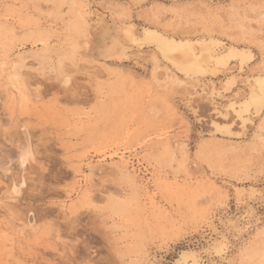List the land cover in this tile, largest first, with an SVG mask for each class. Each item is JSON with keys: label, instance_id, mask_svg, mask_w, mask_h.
<instances>
[{"label": "rangeland", "instance_id": "374dc122", "mask_svg": "<svg viewBox=\"0 0 264 264\" xmlns=\"http://www.w3.org/2000/svg\"><path fill=\"white\" fill-rule=\"evenodd\" d=\"M100 1L83 0L90 44L73 51L63 30L73 19L67 5L58 12L46 0H0V61L7 62L0 75V264H173L188 248L204 264H264L263 115L251 114L254 124L243 127L225 108L238 89L250 90L248 76L264 71V0ZM127 23L137 31L152 25L178 37L214 36L250 47L256 59L242 72L233 63L204 78L208 89L235 74L233 91L189 94L181 75L153 79L156 65L161 73L168 66L152 48H132L123 60L101 54L122 39ZM51 25L46 45L23 39ZM19 56L26 60L16 70L31 97L18 95L11 111L7 78ZM62 58L68 84L56 71ZM213 121L231 125L234 136L213 133ZM28 146L32 157L22 166L18 156ZM125 147L132 150L127 169L107 156ZM153 192L151 204L145 197ZM223 235L221 259L209 247ZM248 247L251 258L243 256Z\"/></svg>", "mask_w": 264, "mask_h": 264}, {"label": "bare ground", "instance_id": "6f19581e", "mask_svg": "<svg viewBox=\"0 0 264 264\" xmlns=\"http://www.w3.org/2000/svg\"><path fill=\"white\" fill-rule=\"evenodd\" d=\"M46 1L53 4V6L57 8L58 12H59V9L63 5H67L69 7V12L73 14V19L70 21H67L66 26L63 29L65 36L70 40L73 51H76L77 48L81 47L82 43L85 47H88L90 44V34H89V29L86 23V15H85V9L83 5V0H46ZM137 1L142 2L143 0H137ZM172 1L178 2L182 0H172ZM202 1H205V0H202ZM100 4L106 7L111 6V3L109 0H101ZM58 12L55 13L54 18L57 17ZM153 16H154V20L158 21L157 15H153ZM52 29L53 27L51 25V28H49L48 30H45V31H42L36 34L29 33L26 36H24L23 39L25 41H30L31 43L37 46L46 45L47 41L54 35V32L52 31ZM122 32L123 33H122L121 40H116L110 49H104L101 51V54L104 57L112 59V60H123L128 57V51L132 48H136L138 49V51L139 50L141 51L142 49H145V48H152L154 52V59L155 60L160 59L164 61L168 66L167 69L163 71V73H161V71L158 70L159 65H156L152 73L153 79L154 78L156 80L159 79L160 75L163 76L165 79L166 78L170 79V77L175 78V76L181 75L185 79V80L184 79L180 80L181 82L185 81V82L191 83L190 88H186L189 91V94L192 93L191 91H196L194 92V94L195 93L198 94L197 91L202 90V92L206 93L210 98H214L222 94H227L233 91L234 87L238 84L237 77L235 74H230V75H227V77H224L222 81L221 80L219 81L221 82L219 86L213 83L215 82V80L213 82L211 80L212 83L209 85L208 89H207L208 84L204 82V78L208 76L216 77V75H218L220 72H223L222 71L223 69L230 68V65L233 63H235L239 72H242L244 71L246 66H248L251 62H253L256 59L255 53L250 47L238 46L236 45V43L234 44L228 43L229 45H226L227 43L225 44V42L222 39L214 37V36L206 37V35L205 36L202 35L203 37H198V38L181 37V36L178 37L175 34L167 32V30H163L157 26H152V25H145L141 28L140 31H137L136 26L132 23H129V24L127 23L125 27L123 28ZM10 36L13 37V34ZM6 56L9 57V54H7ZM47 56H48V52H47V49H45V52L41 56V58L45 59ZM67 58L72 59L73 57L72 55H69L67 56ZM2 59H3V56H2ZM24 59L25 57L19 56L17 60L14 61V64L12 65L13 69H15L14 73L10 74L7 78L6 90L9 93L8 95L10 96L11 111L14 110L17 101H19V99L17 100L18 95L20 96L21 100H27L31 97V95L27 91L24 81L21 79L22 77H20L22 73L19 74V72L16 70L17 68L24 66L25 64ZM65 63L66 62H64L63 58L60 59L57 63L56 71L59 77L61 78V79L59 78L61 83L68 84V82L70 81L71 73H70V70L66 67ZM235 65H232V66H235ZM5 66H7V62L1 60L0 61V75L2 71H5L6 69ZM252 69H257V68L254 67ZM248 77L249 78H248L247 84L250 90L246 88L245 92L243 91L241 92V90L238 89L240 93L235 92V95L237 96L235 98H232L230 94L229 98H232V99L228 101L225 108L227 111H230L233 113V115L240 121L243 127L248 123L254 124V120L251 118V114L256 113V114H260V116L263 115V122L262 123L260 122L261 123L260 126L264 128V71H261L260 73L257 72V74L248 76ZM221 107H223V105ZM221 107L216 106L215 113L219 115L222 114L220 110ZM213 126L215 128L213 133L215 134H220L226 137H233L235 134L231 129V125L221 124L218 121H213ZM166 149L167 151L175 153L174 148H170L169 145L166 146ZM124 150L125 151H122V152L116 150L115 152L108 154V155L104 152L102 155L103 157L102 159H107V156L110 158L118 157L120 159V167L123 169H127L128 165L131 162L130 160L132 158L131 159L128 158L126 156V153L132 152V150L128 149L127 147H125ZM133 155H137V154H133ZM182 155L181 157H183L184 160L179 164H181L183 168H185V171L187 173L184 176L185 178L183 179H187L190 177L188 171L186 170L187 168H189L188 163H187V156H186V153H183ZM31 157H32V153L28 146V148L20 152L18 156V160L22 166H25L30 161ZM90 166H89V169L91 172L90 175L94 176V169ZM87 167H88V164H87ZM98 169L96 170L98 171ZM180 177L181 176L179 174L175 173L174 183H177ZM88 178L91 179L90 176L87 177V179ZM91 182L92 181H90V183ZM24 184H25L24 180H21L19 183L11 184L10 186L11 192L14 194H18L20 188ZM147 184H150V181H148L145 184L144 188L146 191L148 188ZM90 192L91 190L87 188L85 192L83 193V197L85 198L90 197V194H91ZM156 194L157 192H153L152 194L146 196L145 197L146 201L148 203L154 204V202H156L155 201L156 196H157ZM28 223L33 224V220L27 221V224ZM209 249L215 256L221 257V259H223L222 257L224 256V254L227 252V249H228V243H227L226 237H224L223 235V237L221 238L214 239L213 242L210 244ZM254 253L255 251H253L252 249H249L248 247L246 251L243 252V256L245 258H251L253 257ZM261 262L263 263V260ZM204 263L205 261L201 253L198 250L192 249V248L183 249L182 251H180L179 255L176 257L175 261L173 262V264H204Z\"/></svg>", "mask_w": 264, "mask_h": 264}]
</instances>
